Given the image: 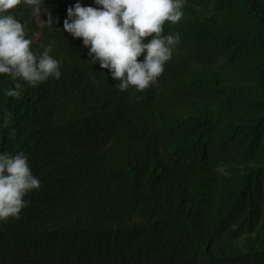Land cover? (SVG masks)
I'll use <instances>...</instances> for the list:
<instances>
[{"label": "trees", "instance_id": "16d2710c", "mask_svg": "<svg viewBox=\"0 0 264 264\" xmlns=\"http://www.w3.org/2000/svg\"><path fill=\"white\" fill-rule=\"evenodd\" d=\"M77 2L100 7L9 13L61 75H0V154L23 152L41 184L0 221V264H264V0H184L163 32L179 43L143 92L64 31Z\"/></svg>", "mask_w": 264, "mask_h": 264}, {"label": "clouds", "instance_id": "9594fccd", "mask_svg": "<svg viewBox=\"0 0 264 264\" xmlns=\"http://www.w3.org/2000/svg\"><path fill=\"white\" fill-rule=\"evenodd\" d=\"M99 8L84 7L77 2L67 10L64 31L80 38L90 48L92 64L110 70L119 81V89L130 86L143 92L156 84L164 72L179 34L163 35L166 22L178 23L183 16L184 0H95ZM40 11L41 0H0V75L27 82L30 86L59 79L60 63L49 52L32 51V40L26 38L24 26L9 14L20 5ZM49 23H52L49 15ZM152 37L148 43L145 39ZM146 53V55H144ZM144 55L143 62L138 58ZM22 85L15 84L6 95L19 97ZM41 187L23 152L0 154V221L19 218L26 207L25 195Z\"/></svg>", "mask_w": 264, "mask_h": 264}, {"label": "rangeland", "instance_id": "374dc122", "mask_svg": "<svg viewBox=\"0 0 264 264\" xmlns=\"http://www.w3.org/2000/svg\"><path fill=\"white\" fill-rule=\"evenodd\" d=\"M34 15L36 16L37 20L39 21L40 20V16H41V12L40 11L38 13L34 12Z\"/></svg>", "mask_w": 264, "mask_h": 264}]
</instances>
